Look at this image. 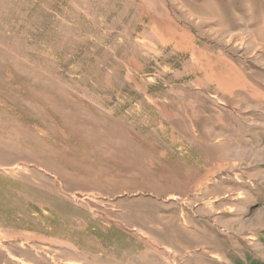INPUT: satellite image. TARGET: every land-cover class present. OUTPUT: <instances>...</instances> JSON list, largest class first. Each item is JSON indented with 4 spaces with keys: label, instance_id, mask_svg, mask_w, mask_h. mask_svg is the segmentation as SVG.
<instances>
[{
    "label": "rangeland",
    "instance_id": "obj_1",
    "mask_svg": "<svg viewBox=\"0 0 264 264\" xmlns=\"http://www.w3.org/2000/svg\"><path fill=\"white\" fill-rule=\"evenodd\" d=\"M0 264H264V0H0Z\"/></svg>",
    "mask_w": 264,
    "mask_h": 264
}]
</instances>
